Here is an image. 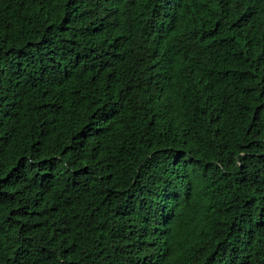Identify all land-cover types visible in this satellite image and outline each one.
<instances>
[{
	"label": "trees",
	"instance_id": "obj_1",
	"mask_svg": "<svg viewBox=\"0 0 264 264\" xmlns=\"http://www.w3.org/2000/svg\"><path fill=\"white\" fill-rule=\"evenodd\" d=\"M0 264H264V0H0Z\"/></svg>",
	"mask_w": 264,
	"mask_h": 264
}]
</instances>
